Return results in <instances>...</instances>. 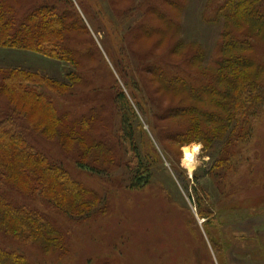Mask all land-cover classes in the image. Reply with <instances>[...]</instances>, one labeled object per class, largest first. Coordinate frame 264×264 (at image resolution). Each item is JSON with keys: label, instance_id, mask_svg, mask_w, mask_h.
<instances>
[{"label": "rangeland", "instance_id": "1", "mask_svg": "<svg viewBox=\"0 0 264 264\" xmlns=\"http://www.w3.org/2000/svg\"><path fill=\"white\" fill-rule=\"evenodd\" d=\"M22 1L31 8L57 4L85 25L86 31L78 33L88 42L85 51L95 55H87L85 68L77 72L80 79L52 100L71 119L95 109L97 122L102 119L100 132H90L108 139L115 152L108 155L113 161L108 165L107 155L96 160L76 147L66 151L51 133L44 131L42 136L25 122L18 123L29 143L80 182L90 208L75 218L58 206L60 189H53L52 201L45 196L25 199L11 191L20 203L49 218L64 237L57 249L37 251L36 244L7 240L0 233V246L22 252L31 264H264V112L250 136L227 149L221 143L210 146L195 140L180 145L169 139L176 118H165V112L179 107V96L166 94L143 69L169 45L161 18L171 8L161 0ZM206 2L186 1L177 37L183 43H200L212 64L219 55L223 28L203 20ZM159 3L161 16L150 13L151 29L134 38L135 22ZM157 41L163 43L152 54ZM0 66L39 70L69 85L73 76L68 74L75 72L66 62L1 46ZM121 91L136 112L135 140L151 171L149 180L140 184L133 174L137 156L122 140L116 106ZM5 105L0 101V108ZM84 139L79 146L89 145L90 139ZM185 147L194 153L191 167ZM79 159L99 172L80 168Z\"/></svg>", "mask_w": 264, "mask_h": 264}, {"label": "trees", "instance_id": "2", "mask_svg": "<svg viewBox=\"0 0 264 264\" xmlns=\"http://www.w3.org/2000/svg\"><path fill=\"white\" fill-rule=\"evenodd\" d=\"M186 1H160L175 12L167 9L161 18L166 27L162 35H168L169 45L143 71L166 94L179 96V107L165 112V118H176L172 123L175 129H170L167 135L170 140L180 145L195 140L210 146L221 143L227 149L229 144L249 137L254 123L264 112V0H207L203 20L221 24L223 28L219 55L212 64L207 62V53L200 43L178 40V23ZM160 3L150 5L151 10L135 22L131 28L134 38L151 29L149 15H160ZM84 31L86 27L80 17L57 4L43 3L31 8L22 0H0L1 47L35 52L66 62L75 69L68 74L73 76L69 85L39 70L0 66V101L7 103L0 108V233L7 240L36 244L37 251H44V247L57 249L64 235L43 213L15 199L11 191L25 199L45 196L52 201L49 195L54 188L60 189L58 206L75 218L84 215L90 203L83 201L88 195L80 182L29 143L18 123L25 122L42 136L44 131L51 133L64 150L76 147L81 154L96 160L115 152L108 139L90 132H100L97 125L102 119L97 122L100 115L95 109L71 119L52 100V95L64 92L67 86L70 89L80 79L77 72L85 68L87 55H95L85 51L89 49L81 34ZM162 43L155 42L151 53ZM117 97L122 140L137 156L134 180L138 184L147 182L151 171L142 160L135 140L136 112L122 91ZM203 104L209 107L203 109ZM140 108L143 109L141 105ZM84 138L90 139L89 145L79 146V140L85 141ZM109 158L108 165L113 162ZM78 162L82 169L99 172L95 165L89 166L80 159ZM68 201L64 207L63 202ZM0 264L31 262L22 252L0 246Z\"/></svg>", "mask_w": 264, "mask_h": 264}, {"label": "bare ground", "instance_id": "3", "mask_svg": "<svg viewBox=\"0 0 264 264\" xmlns=\"http://www.w3.org/2000/svg\"><path fill=\"white\" fill-rule=\"evenodd\" d=\"M199 145L195 146V150H199ZM185 160L187 161V164L191 167L193 166L194 161V153L188 149V147H185Z\"/></svg>", "mask_w": 264, "mask_h": 264}]
</instances>
